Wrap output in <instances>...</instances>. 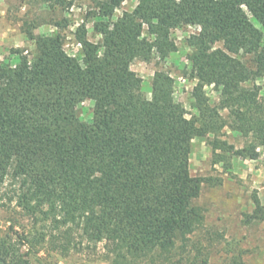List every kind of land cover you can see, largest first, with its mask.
Here are the masks:
<instances>
[{"label": "trees", "instance_id": "1", "mask_svg": "<svg viewBox=\"0 0 264 264\" xmlns=\"http://www.w3.org/2000/svg\"><path fill=\"white\" fill-rule=\"evenodd\" d=\"M124 1L93 0L74 30L76 55L61 30L37 37L28 29L33 52L13 48L0 62V208L9 214L2 264H33L27 256L41 252L208 264L206 250L199 260L187 256L204 227L194 204L203 179L189 169L193 140L212 134L213 165L264 157V0H138L116 15ZM185 26L198 27L186 38L183 71L194 82L190 117L165 68L178 50L172 32ZM137 60L155 64L149 97L131 69ZM86 100L88 121L78 113ZM224 128L242 137L241 147L220 138ZM252 199L247 222L264 219Z\"/></svg>", "mask_w": 264, "mask_h": 264}, {"label": "rangeland", "instance_id": "2", "mask_svg": "<svg viewBox=\"0 0 264 264\" xmlns=\"http://www.w3.org/2000/svg\"><path fill=\"white\" fill-rule=\"evenodd\" d=\"M138 0H125L120 9L131 10ZM94 5L93 0H0V62L11 59V49L23 48L33 52L35 42L27 38V30L37 37H43L55 30L65 35V49L71 55L78 53L74 30L82 23L88 10ZM67 20V26L57 27L58 22ZM88 37L98 41L92 33V24H87ZM198 30L196 26H185L173 30L172 38L178 50L165 60V68L175 78V99L183 104L190 117L195 111L190 106L194 82L183 78V71L188 66L187 54L190 48L186 38ZM131 69L143 78V92L149 97V89L154 62L135 61ZM261 86V98L264 99V77L258 80ZM211 101L217 100L218 93L211 87L205 88ZM93 102L86 100L78 106V113L84 121L90 120ZM225 114V112H223ZM212 134L195 138L189 160L190 174L203 179L200 195L194 204L204 212V227L192 236L188 255L190 258L202 256L199 251L206 250L208 264H264V219L247 222L254 210L252 196L256 194L264 206V157L256 160L231 158L229 167L212 163L211 146L208 140ZM221 139L241 147L242 137L224 128ZM8 213L0 208V235H4L9 226ZM22 246L21 252H26ZM199 254V256L197 255ZM33 264H109L91 253H71L62 257L54 252H41L37 257L27 256ZM178 258V256H177ZM187 259V257H186ZM183 258V261H186ZM2 264V263H0Z\"/></svg>", "mask_w": 264, "mask_h": 264}]
</instances>
